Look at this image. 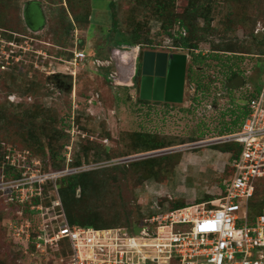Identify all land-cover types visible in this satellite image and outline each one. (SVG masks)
Wrapping results in <instances>:
<instances>
[{"label":"rangeland","instance_id":"1","mask_svg":"<svg viewBox=\"0 0 264 264\" xmlns=\"http://www.w3.org/2000/svg\"><path fill=\"white\" fill-rule=\"evenodd\" d=\"M32 1L40 3L44 17L35 9L31 23H44L42 28L32 29L24 19L26 4L32 7ZM115 1L116 18L108 0L0 1V264L69 263L63 240L42 248L33 245L43 222L40 213L53 214L55 202L62 200L58 184L63 176L111 166L100 172V190L83 194L78 188L68 209L77 218L116 223L125 218L123 212L131 216L132 211L134 219L143 217L154 199L168 206L212 207L231 175L232 151L223 148L222 138L238 129L247 88L264 79V59L249 54L257 52L251 33L264 23V0H202L204 7L209 4L217 29L196 51L207 55L216 44L233 50L242 45L249 53L232 59L245 69L247 82L231 89L225 88L227 81H220L202 92L188 80L181 103L142 100L137 85L114 87L105 80V70H95L89 62L70 75L73 67L63 60H69L75 47L92 58L105 57L118 46L114 21L124 32L139 26L147 38L141 43L144 50L187 53L165 31L157 12L136 0ZM185 1L176 0V12ZM90 14L91 20H85ZM138 65L139 75L141 57ZM205 66L198 68L206 81L220 76V67ZM54 77L68 84L60 86ZM139 132L157 134L168 146L129 149L131 134ZM104 146L111 148L113 159L107 158ZM150 159L155 160L152 173L144 178L143 167H136L138 173L133 164ZM74 160L81 164H72ZM258 188L264 190V180ZM263 198L257 195L258 201Z\"/></svg>","mask_w":264,"mask_h":264},{"label":"built area","instance_id":"2","mask_svg":"<svg viewBox=\"0 0 264 264\" xmlns=\"http://www.w3.org/2000/svg\"><path fill=\"white\" fill-rule=\"evenodd\" d=\"M254 32H262L264 39V23L259 22ZM143 50L141 43L121 44L110 48L105 57L91 58L84 49L75 47L69 60L63 61L73 67L70 75H76L78 65L89 62L95 70H105L114 87L132 88L137 85ZM248 110L241 129L222 138L240 143L241 150L231 161L233 173L212 207L172 208L154 199L129 230L70 224L58 199L53 214L42 212L43 222L33 244L42 248L63 240L70 251L68 264H264V210L254 219L248 210L256 180L264 177V82L248 101ZM49 217L51 223L45 221ZM136 226L140 228L137 233Z\"/></svg>","mask_w":264,"mask_h":264},{"label":"trees","instance_id":"3","mask_svg":"<svg viewBox=\"0 0 264 264\" xmlns=\"http://www.w3.org/2000/svg\"><path fill=\"white\" fill-rule=\"evenodd\" d=\"M3 1V0H0ZM137 3H142L145 7H148V10H151L152 13H156L163 17L164 21V28L165 31L174 38V43L176 46H181L182 48L187 50V53L190 54V61L188 62V71H187V82L189 80V83L195 82L196 83V90L201 89L202 92L209 89V86L217 83L220 84L223 82V84L233 79L239 74H242L245 77V69H243L239 62L232 59V56L249 53L247 52L246 48L244 49L242 45H239V48L233 50V48L225 49L222 45L216 44L215 46H212V50L207 55L202 54L201 52H197L196 50L199 47V43L203 40H206L209 35L216 33V27L212 26V17L210 15V8L209 4H207L206 7L202 3V0H186L184 7L181 12H176V0H136ZM72 2V0H66V4ZM118 2V1H117ZM115 0H108V7L111 10L112 17L116 18L114 15L113 9L118 4ZM235 3H243V0H234ZM94 4H92L93 6ZM93 9V7H92ZM91 20V14L90 16L86 15L85 20ZM203 20V24H200V20ZM1 22V21H0ZM114 29L112 30L115 32L116 41L115 43L117 45L121 44H135V43H144L145 36L142 32L141 28L139 26H134V28H131L128 31H123L118 28V22L114 21ZM175 27H177L175 29ZM175 29V33L172 32V30ZM177 33V34H176ZM119 36V37H118ZM251 36L253 40L257 43L256 44V51L257 52H251L249 53L252 55V57H256L257 60L264 59L261 54L264 53V47L262 46V41L258 40L256 38V34L253 31L251 33ZM118 37V38H117ZM244 49V50H243ZM97 55V54H93ZM237 57V56H236ZM241 58V57H240ZM262 58V59H261ZM213 65L215 67H220V76H214L212 75L209 80H205V76L203 74V70L198 67H206ZM261 72L264 75V67L260 69ZM107 80V78L105 79ZM221 81V82H220ZM108 82V80H107ZM245 79V83H246ZM264 82V79L262 83L254 84L253 89L246 90L247 93L245 96L246 103L244 105L243 111L240 115L241 123L238 127V130L241 129L242 124L248 115V101L256 96V94L259 92L260 88L262 87ZM109 83V82H108ZM141 99V98H140ZM143 100V99H142ZM3 116L0 115V119ZM234 132V131H232ZM135 134V133H134ZM49 139L52 138V135L49 133ZM225 145H223V148L227 151H232L231 157H230V171L231 175L233 173V168L231 166V161L236 158L239 155V152L241 150V144L235 141H226L224 142ZM143 144L145 146H143ZM168 142L166 140H162L161 137L157 134H150V133H144L139 132L135 135L131 134V143L128 146L129 149H138L140 151L150 150V149H163L167 147ZM63 145V144H62ZM60 146L61 149L63 146ZM67 146V145H66ZM65 146V147H66ZM105 150L104 153L107 155V158L113 159V152L110 147L104 146ZM55 151L57 152L55 157L56 158H62L61 154H58V150L55 148ZM53 155V154H52ZM3 156V155H2ZM59 161V159H58ZM58 163H64L58 162ZM71 163V162H70ZM81 164V160H74L72 161V164ZM133 168L135 169L138 167H143V171L139 170V168L135 169L138 173L141 171L143 174L142 177L148 178L151 175V168L155 163V160H141L138 162H134ZM145 167L146 170H145ZM112 168L109 167H98L93 170H87L82 171L78 174H71L67 176H63L60 179V195H61V201L63 209L66 213L67 219L70 224H80L84 226H90L95 228H105V227H126L129 230H132L133 227L141 220V218L134 219L133 212L131 211V216L127 212H123L124 219L119 220V222L116 223H107L105 221H94L92 218L89 217H83L77 218L74 217L71 214V210H69V203L70 199L75 197V193L78 188L81 189V192L83 194H89L95 191L100 190L102 179L99 177L100 172L106 169ZM137 173V174H138ZM230 175V176H231ZM118 177V176H117ZM117 179V178H116ZM119 180V179H118ZM143 180V179H142ZM264 180V177L259 178L256 180L255 183V190L252 195V197L249 199L248 203V210H249V217L250 219H254L257 215L263 212L264 210V198L260 201L257 200V195L260 194L262 197H264V190L260 192L258 186L261 181ZM107 180L104 181L106 183ZM108 184V183H106ZM224 189V184H223ZM222 189V191H223ZM99 197V193L96 194V198ZM35 201V200H34ZM31 203V202H30ZM189 204L184 203H174L171 207L172 208H180L185 207ZM27 210H29L27 208ZM43 217V213H40ZM34 245V244H33Z\"/></svg>","mask_w":264,"mask_h":264},{"label":"water","instance_id":"4","mask_svg":"<svg viewBox=\"0 0 264 264\" xmlns=\"http://www.w3.org/2000/svg\"><path fill=\"white\" fill-rule=\"evenodd\" d=\"M258 40L263 39L262 32L256 34ZM152 52H146L142 64V72L139 76V96L144 100L167 101L172 103H181L184 100V87L186 80V70L189 55L187 53L172 52L166 53L163 63L160 59L151 60V69H148V55ZM163 65V71L160 67ZM245 82L242 74L226 82L225 88L238 89ZM139 227L134 228V232L139 231Z\"/></svg>","mask_w":264,"mask_h":264},{"label":"flooded vegetation","instance_id":"5","mask_svg":"<svg viewBox=\"0 0 264 264\" xmlns=\"http://www.w3.org/2000/svg\"><path fill=\"white\" fill-rule=\"evenodd\" d=\"M31 21H32V18H31ZM146 52H152V53H150V55H148V59L150 60L149 62H148V69L150 70L151 69V67H152V65H150V62H151V60H157V58L158 59H160V63H163V61L165 60V58H166V53H172V51H170V52H167V51H163V50H157V51H153V50H143L142 51V54H141V67H140V73H139V75H137V86H138V89H139V83H138V79H139V76L141 75V72H142V64H143V61H144V55H145V53ZM152 61V62H153ZM188 61H190V59H188ZM151 62V63H152ZM139 66V65H138ZM163 65L160 67V71H163ZM187 71H188V63H187V70H186V80H185V87H184V94H185V88H186V81H187ZM54 79V81L56 82V83H58L59 85L61 84L62 86H66L67 84H68V82L66 81V80H64V79H62V78H57V77H54L53 78ZM60 85V86H61ZM144 100V99H143ZM146 101H152V102H155V100H152V99H149V100H146ZM158 102H164V103H172V102H167V101H158Z\"/></svg>","mask_w":264,"mask_h":264},{"label":"crops","instance_id":"6","mask_svg":"<svg viewBox=\"0 0 264 264\" xmlns=\"http://www.w3.org/2000/svg\"><path fill=\"white\" fill-rule=\"evenodd\" d=\"M32 3H33L32 7H30L31 2H28V4H26V8L24 10V16H25L24 19H25L26 24L28 25V27H30L32 29L42 28V27H44V23H43V25H33L31 23V13H32V11H34L35 9L40 10L42 15H43V12H42L41 8H39V4L40 3L38 1H32ZM36 5H37V7H35ZM43 17H44V15H43ZM44 22H45V18H44ZM95 73H96V71H95Z\"/></svg>","mask_w":264,"mask_h":264},{"label":"clouds","instance_id":"7","mask_svg":"<svg viewBox=\"0 0 264 264\" xmlns=\"http://www.w3.org/2000/svg\"><path fill=\"white\" fill-rule=\"evenodd\" d=\"M188 54V53H187ZM189 55V54H188Z\"/></svg>","mask_w":264,"mask_h":264}]
</instances>
